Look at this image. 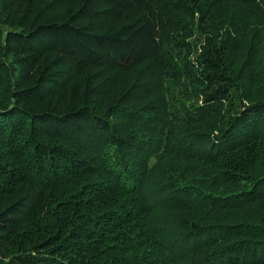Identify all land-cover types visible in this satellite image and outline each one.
Wrapping results in <instances>:
<instances>
[{
    "label": "trees",
    "instance_id": "16d2710c",
    "mask_svg": "<svg viewBox=\"0 0 264 264\" xmlns=\"http://www.w3.org/2000/svg\"><path fill=\"white\" fill-rule=\"evenodd\" d=\"M264 0H0V264H264Z\"/></svg>",
    "mask_w": 264,
    "mask_h": 264
},
{
    "label": "rangeland",
    "instance_id": "374dc122",
    "mask_svg": "<svg viewBox=\"0 0 264 264\" xmlns=\"http://www.w3.org/2000/svg\"><path fill=\"white\" fill-rule=\"evenodd\" d=\"M260 52H261L262 54H264V39H263V43H262V45H261Z\"/></svg>",
    "mask_w": 264,
    "mask_h": 264
}]
</instances>
